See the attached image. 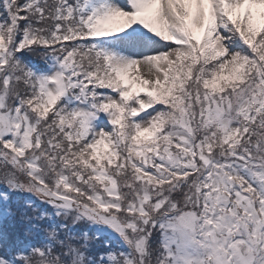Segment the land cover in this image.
Returning <instances> with one entry per match:
<instances>
[{"label": "snow or ice", "instance_id": "snow-or-ice-1", "mask_svg": "<svg viewBox=\"0 0 264 264\" xmlns=\"http://www.w3.org/2000/svg\"><path fill=\"white\" fill-rule=\"evenodd\" d=\"M0 264H264V0H0Z\"/></svg>", "mask_w": 264, "mask_h": 264}]
</instances>
